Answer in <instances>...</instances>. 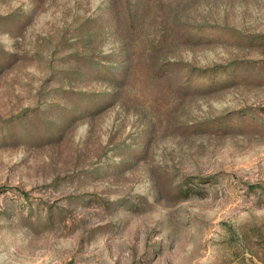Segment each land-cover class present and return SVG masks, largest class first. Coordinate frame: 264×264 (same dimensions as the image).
<instances>
[{"label":"rangeland","instance_id":"374dc122","mask_svg":"<svg viewBox=\"0 0 264 264\" xmlns=\"http://www.w3.org/2000/svg\"><path fill=\"white\" fill-rule=\"evenodd\" d=\"M0 264H264V0H0Z\"/></svg>","mask_w":264,"mask_h":264}]
</instances>
